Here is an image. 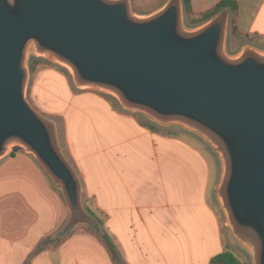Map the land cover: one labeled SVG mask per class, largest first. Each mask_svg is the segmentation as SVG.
<instances>
[{
  "label": "water",
  "instance_id": "obj_1",
  "mask_svg": "<svg viewBox=\"0 0 264 264\" xmlns=\"http://www.w3.org/2000/svg\"><path fill=\"white\" fill-rule=\"evenodd\" d=\"M131 0H0V160L33 153L63 191L64 231L94 218L56 124L27 99L28 52L68 67L81 88L115 96L128 110L203 135L218 152L217 196L232 235L264 264V50L229 54V13L197 28L182 0L139 16Z\"/></svg>",
  "mask_w": 264,
  "mask_h": 264
},
{
  "label": "crops",
  "instance_id": "obj_2",
  "mask_svg": "<svg viewBox=\"0 0 264 264\" xmlns=\"http://www.w3.org/2000/svg\"><path fill=\"white\" fill-rule=\"evenodd\" d=\"M131 1L151 8L163 0ZM190 1L201 14L224 0ZM235 1V15L226 10L230 34L238 46L264 48V0ZM60 106L84 202L103 230L63 231L70 213L61 192L33 156L13 147L0 160V264H119L104 235L122 264H210L228 249L210 190L211 164L197 147L99 95Z\"/></svg>",
  "mask_w": 264,
  "mask_h": 264
},
{
  "label": "rangeland",
  "instance_id": "obj_3",
  "mask_svg": "<svg viewBox=\"0 0 264 264\" xmlns=\"http://www.w3.org/2000/svg\"><path fill=\"white\" fill-rule=\"evenodd\" d=\"M165 1L163 0V1L157 2L151 8H139L136 5H132V9L136 15H139V16L148 15L154 12L155 10H157L158 8H160L161 6H163ZM183 8H184V4H183ZM192 17H196V15L192 14ZM184 22L188 28H192V29L197 28L205 23L204 22L201 24L193 25V23L189 21L188 16L186 15L185 9H184ZM247 45H251V46L264 50L263 47H259L252 43H246V44L238 46L237 41L230 34V22H229L228 38H227L228 53L236 54L244 46H247ZM33 63H34V67L32 66ZM27 65L29 69V79H28V84H27L28 86L26 90L27 99L31 102V104L38 111H40L42 114H44L46 117L51 119L56 124L62 150L74 168H75L73 164L74 161L72 160L71 154L68 151L66 141H65V136H64L65 127H64L63 117L59 114L60 110L62 109L61 108L62 106L60 105L63 100L70 99V97L72 98L75 96H81L84 93H88L91 96L99 95L104 98H107L117 109L124 111V112H128V113H134L140 116L142 121L147 123L149 126H151L154 131H157L161 134H164L170 137H179L185 141L186 145H194L195 147H197V149H199V151L201 152L202 157L205 156L206 159L211 164L213 179L210 185V190H211V194L215 197V203H216L218 213L220 214L222 218V222L224 223L223 232H224L225 241L228 244V249L233 251L238 256L242 264H254L251 251L246 246H244L242 243H240L232 235V232L230 230V226L228 224L226 214L217 196V187L219 185L221 174H222L221 158L218 152L214 149L213 145L203 135L189 128L180 126V125H163L158 122H155L154 120L150 119L149 117H147L146 115H143L140 112L128 110L118 101V99L115 96L107 92L97 90V89L78 87L77 84L75 83L74 76L68 67L54 60L50 56H41L37 54L34 49H30L28 52ZM70 130H71V126H70ZM155 140L158 142V145L160 146L165 145L163 141H160L159 139H155ZM14 150L15 151H25L37 160L36 156L33 153L28 152L22 146H15ZM55 186L57 187V185ZM58 190L61 192L65 200L63 191L60 188H58ZM82 196H83V204H84L85 209L87 211L90 210L93 212V214L91 213V215L94 218V223L92 225L91 224H81L78 226H85L90 229H98L99 231H102L103 221L101 218L97 217L96 212L93 211V209H90L89 207L86 206V203L84 202V190L82 191ZM67 221L63 227V231L65 229ZM58 240H59V237L57 238V241Z\"/></svg>",
  "mask_w": 264,
  "mask_h": 264
},
{
  "label": "trees",
  "instance_id": "obj_4",
  "mask_svg": "<svg viewBox=\"0 0 264 264\" xmlns=\"http://www.w3.org/2000/svg\"><path fill=\"white\" fill-rule=\"evenodd\" d=\"M183 4L186 15L188 16L189 21L193 23V25L204 23L209 19H211L212 17H214L215 15H217L218 13L226 10H229L233 16L235 15L238 9V5L235 0H224L205 13L195 14L192 11L190 0H183ZM192 14L196 15V17H192ZM233 34L236 37L235 30H233ZM32 66L34 67V63L32 64ZM88 211L93 214L92 211L90 210ZM104 239L106 241V244L108 245V248L114 255V258L118 261L119 264H122L119 252L116 246L114 245V243L112 242L111 238L108 235H104ZM210 264H242V263L238 258V256L233 251H231L230 249H226L223 252L216 255L215 257H213Z\"/></svg>",
  "mask_w": 264,
  "mask_h": 264
}]
</instances>
